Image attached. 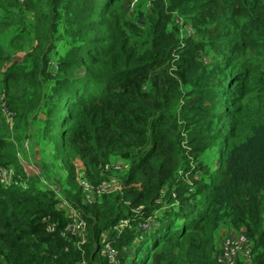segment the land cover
<instances>
[{"label": "trees", "instance_id": "16d2710c", "mask_svg": "<svg viewBox=\"0 0 264 264\" xmlns=\"http://www.w3.org/2000/svg\"><path fill=\"white\" fill-rule=\"evenodd\" d=\"M0 165V264H264V0H0Z\"/></svg>", "mask_w": 264, "mask_h": 264}, {"label": "built area", "instance_id": "2783aa9c", "mask_svg": "<svg viewBox=\"0 0 264 264\" xmlns=\"http://www.w3.org/2000/svg\"><path fill=\"white\" fill-rule=\"evenodd\" d=\"M115 168L116 167H114V169ZM12 174H14V177L10 178ZM16 179H17L16 173L12 167L10 166L6 167L0 165V180L2 182H4L6 185H10L12 181L16 182L17 181ZM82 183L85 191H87L89 189V186L85 183L88 182L84 180ZM111 186L112 185H110L109 182L104 183L99 185L96 188V190H99L100 193L106 192ZM63 203H65L67 206V202L64 201ZM71 209H72V213H68V214L71 215L73 219L71 222H69L66 225L63 234L80 236V234H83V232L86 230V222L83 218L80 217L76 209L74 208ZM121 224H125V221H122ZM48 230L50 231L53 230V227L51 225L48 226ZM100 253L103 256L107 257L110 262L116 260L117 251L107 242H104L101 245ZM249 257H250V242L246 234L244 232H238V233L232 232L223 239L221 253L219 254L216 260V264H238L239 259L243 260V262L248 264L250 260Z\"/></svg>", "mask_w": 264, "mask_h": 264}, {"label": "rangeland", "instance_id": "374dc122", "mask_svg": "<svg viewBox=\"0 0 264 264\" xmlns=\"http://www.w3.org/2000/svg\"><path fill=\"white\" fill-rule=\"evenodd\" d=\"M185 30V29H184ZM3 106V110H4V102L2 104ZM10 112V111H9ZM6 113V112H5ZM4 118L6 120V122L8 123L9 125V128L11 129L12 128V125H13V120H12V115L9 113V114H5L4 115ZM13 136V134H12ZM23 144H24V147H25V152L22 151V149L20 148L21 146L18 144V147L17 148V151H18V158L20 160V162L23 164L24 168H27V169H33L34 171H36V175L39 177L40 181L42 183H44L45 185H47L49 188H51L53 191H55L56 193H59V190H58V186L57 184L55 183V179L56 177H59L60 174L59 172L57 173V170L55 168H53L52 166V163L49 164V168L46 169V170H40L39 171V168L41 165L39 166V164H37L35 162V160H33L34 157H32V155H30V143H31V140L29 138H25L23 140ZM22 144V141L20 142ZM39 157V156H38ZM36 158V157H35ZM53 158H56L55 160L58 159V156L55 155ZM116 161H113L111 164H110V167H116L114 169L115 171V174L111 177V180L108 181L110 183V185H116V181H118V178L120 177V175H122V173L126 172L127 170V167H128V163L124 160H120V159H115ZM38 162H40L39 159H37ZM42 168V167H41ZM14 177V174L11 175L10 178H13ZM16 180L18 181V176H16ZM80 178L84 179L83 175L81 174L80 175ZM108 182H104V183H108ZM89 186V189L86 192V195L88 198H94L96 194H99L100 191L99 190H96V188L101 185L99 184L98 186H93L92 184H88V183H85ZM91 186V187H90ZM64 202V201H63ZM63 207L66 206L65 203L62 204ZM67 213H72V209L69 208L67 210ZM86 230L83 232V234H80V243L83 244L85 241H86ZM78 245V244H77ZM243 264H246L245 262Z\"/></svg>", "mask_w": 264, "mask_h": 264}]
</instances>
